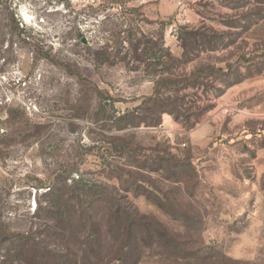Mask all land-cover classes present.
Segmentation results:
<instances>
[{
  "label": "rangeland",
  "instance_id": "rangeland-1",
  "mask_svg": "<svg viewBox=\"0 0 264 264\" xmlns=\"http://www.w3.org/2000/svg\"><path fill=\"white\" fill-rule=\"evenodd\" d=\"M0 8L34 38L0 54V264H36L18 261L22 236L60 250L40 239L57 185L66 181L57 196L75 210L77 196L84 208L106 197L72 186L81 177L115 188L138 221L117 240L107 205L95 204L105 227L89 246L127 253L112 264H264V0ZM169 65L183 77L162 86L182 90L179 119L156 112L161 124L149 127L147 100Z\"/></svg>",
  "mask_w": 264,
  "mask_h": 264
},
{
  "label": "trees",
  "instance_id": "trees-1",
  "mask_svg": "<svg viewBox=\"0 0 264 264\" xmlns=\"http://www.w3.org/2000/svg\"><path fill=\"white\" fill-rule=\"evenodd\" d=\"M21 26L22 29L20 28ZM27 29L28 28L17 19L13 10L0 8V54L5 52L4 48L6 42L12 44L33 43L34 38L28 33L29 31H27ZM34 47L36 48L35 44ZM165 58L168 62L174 61V57L168 50L165 51ZM177 69L178 68L171 65L168 66L166 73L161 76L166 77V79L156 84L153 96L147 100L150 104L149 112L151 117L147 126L157 127L161 124L160 121L156 120V112H158L157 115L169 113L173 115L176 120L179 119L180 106L178 105L177 94L182 90H171L172 88L163 90L162 88L165 82L173 87H176L182 82L181 79L183 77L181 74H178ZM173 95L175 98L171 97ZM137 115L136 110L133 116ZM124 118H127V116ZM140 185L143 186V184ZM72 186H77L79 188L78 190L82 192L86 189L92 191L93 188H102L106 197L96 201L92 200V202L84 208L85 203L88 201L85 200L82 202L80 196H77L76 199H78L79 208L75 210L74 206H67L73 198L64 202L63 197L57 196L60 190L67 187L66 181L63 182L62 185L58 184L56 189L57 193H51V195L56 198V202H49L46 208V212L49 215L48 217L54 219L55 222L52 226L49 224L45 226L46 230L40 234V239H45L46 241L53 240L55 245L58 244L62 246H60L58 252L45 251L42 246L34 243L36 239H32L29 236H22L18 240L21 242L20 249L16 251L20 254L18 258L20 263L26 261L24 255L32 259L36 264H50L51 262L52 264H112L125 261V256L123 255L127 253H123V249H121L123 253L121 256L120 253L116 254L112 252V250L105 254L102 249L96 251L89 246L95 240L97 241L101 235L103 236V228L105 227L103 220L101 221L99 218V212L93 211V208L95 204L99 205L101 202L107 205L105 207L106 210H109L106 224L108 227L107 234H110V236L115 237L117 240L121 236L125 238L126 241L131 239L136 229L135 226L138 225L135 215L130 212L128 206H126V208L120 206V198H117L114 192L115 188L113 187H101L98 184L85 181L82 177L77 181L74 180ZM51 190L50 188V191ZM87 193H84V195L86 196ZM89 195L90 194H88V196ZM91 195L94 196L96 194L92 192ZM66 207H69L71 210L70 214L63 212V209ZM88 230H91V232H88ZM86 231L87 233L85 235L84 232ZM37 239L39 240V237ZM93 239L94 241H92Z\"/></svg>",
  "mask_w": 264,
  "mask_h": 264
},
{
  "label": "water",
  "instance_id": "water-1",
  "mask_svg": "<svg viewBox=\"0 0 264 264\" xmlns=\"http://www.w3.org/2000/svg\"><path fill=\"white\" fill-rule=\"evenodd\" d=\"M82 42H83L84 44H86V40H85V39H83Z\"/></svg>",
  "mask_w": 264,
  "mask_h": 264
}]
</instances>
